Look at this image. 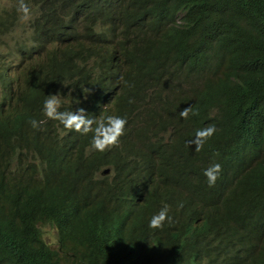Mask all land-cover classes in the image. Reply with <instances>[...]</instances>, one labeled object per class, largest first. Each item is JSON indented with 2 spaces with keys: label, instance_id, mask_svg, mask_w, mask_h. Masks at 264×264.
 <instances>
[{
  "label": "trees",
  "instance_id": "16d2710c",
  "mask_svg": "<svg viewBox=\"0 0 264 264\" xmlns=\"http://www.w3.org/2000/svg\"><path fill=\"white\" fill-rule=\"evenodd\" d=\"M91 6L113 19L118 39L67 40L59 27L43 29L34 7L22 25L15 7L0 0V36H13L7 46L16 44L26 62L20 78L12 66L0 72V264H196L193 241L206 229L223 235L233 255L264 264L261 219L260 252L237 242L239 219L249 210L264 216V203L234 193L229 206L198 226L204 211L197 199L186 210L189 224L170 202L171 223L151 229L162 207L135 180L140 156L179 139L181 152L198 163L238 164L239 173L264 163V0H92ZM114 64L126 69L123 85L107 75ZM57 93L64 110L125 118L120 146L89 152L90 134H60L42 111ZM189 106L197 114L182 119L179 112ZM31 119L45 122L33 128ZM209 125L216 132L197 152L189 142ZM107 165L112 178H96ZM40 224L56 229V248Z\"/></svg>",
  "mask_w": 264,
  "mask_h": 264
},
{
  "label": "clouds",
  "instance_id": "9594fccd",
  "mask_svg": "<svg viewBox=\"0 0 264 264\" xmlns=\"http://www.w3.org/2000/svg\"><path fill=\"white\" fill-rule=\"evenodd\" d=\"M91 3L92 0H2V4L15 7L22 25L33 19L34 7L40 13L42 28L59 27L67 40L83 36L107 41L118 39L113 19L93 10ZM19 31L20 27L17 28V32ZM12 38L13 36L8 35L0 36V41L6 43L0 44V72L12 66L14 77L20 78L25 72L26 62H22L16 44L12 49L7 46ZM55 47L58 44L50 45L48 49ZM106 71L109 79L116 85H123L127 80V72L122 64L110 65ZM64 106L65 100L57 93L47 96L42 109L45 120L54 122L60 134H90L89 152L107 153L120 146L126 131L125 118L105 114L92 117L85 114L83 108L77 111L64 110ZM190 114H197L191 106L179 112L182 119H188ZM44 122L30 120L33 128H39ZM215 132L213 125L196 130L189 146L194 145L197 152L202 150ZM182 141L179 139L177 146L173 147L163 144L139 158L135 176L138 187L145 198L162 207L151 217L149 228L162 229L166 222L171 223L170 202L177 204L178 211L189 224L186 210L191 200L197 199L204 211L196 224L198 226L213 219L217 211L229 206L234 193L242 195L255 206L264 203V163H255L241 173L238 172V164L232 166L218 162L198 163L194 156L181 152L179 146ZM112 176L113 169L109 165L101 167L96 173V178L111 179ZM258 219L264 224V216L255 210H249L239 219L237 226L238 244L253 252L261 250L257 240ZM193 242L196 247V264H259L250 255H233L224 236L215 231L206 229L197 232ZM134 249L143 250L140 246Z\"/></svg>",
  "mask_w": 264,
  "mask_h": 264
},
{
  "label": "rangeland",
  "instance_id": "374dc122",
  "mask_svg": "<svg viewBox=\"0 0 264 264\" xmlns=\"http://www.w3.org/2000/svg\"><path fill=\"white\" fill-rule=\"evenodd\" d=\"M40 231L42 233L43 239L50 245L52 248L57 247V231L50 224H40Z\"/></svg>",
  "mask_w": 264,
  "mask_h": 264
}]
</instances>
